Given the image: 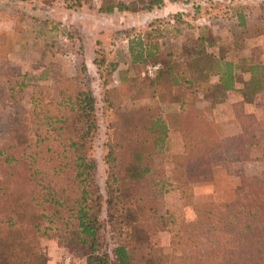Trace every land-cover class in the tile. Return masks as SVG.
Listing matches in <instances>:
<instances>
[{"label":"rangeland","instance_id":"374dc122","mask_svg":"<svg viewBox=\"0 0 264 264\" xmlns=\"http://www.w3.org/2000/svg\"><path fill=\"white\" fill-rule=\"evenodd\" d=\"M146 1L103 0L98 5L93 0H0V151L69 146L56 122L67 112L58 105L59 90L70 79L78 88L90 89L96 98V128L86 146L98 167L102 235L112 263L116 245L120 241L135 245L134 239L151 241L157 252L169 257L166 264L185 250L189 253L193 246L188 234L196 232L186 226L196 223L197 205L236 204L227 227L239 229L243 214L239 206L253 194L255 184L264 181V160L252 162L262 158L264 151L253 149L252 160L239 162L242 155L232 147L213 154L215 167L226 166L216 183H189L174 175L175 158L184 153L179 137L168 136L155 144L158 134L142 129L136 142L130 134L136 124L134 119L129 121L134 110L142 120L147 114L167 112L162 100L170 90L159 91L155 79L165 63L183 62L171 56H181L183 44L194 37L199 40L201 31L206 37L212 32L219 38L208 51L211 55L220 54L223 48L226 58L236 63L243 57L264 60V0H166L182 11L176 7L169 16L144 25L145 16L164 7L149 11ZM121 5L127 10L119 11ZM110 7L113 13H107ZM234 17H242L246 28H240ZM186 24L193 27V38L177 31ZM147 34V41L159 46L155 64L161 70L155 77L144 75L154 63L134 62L140 50H130L139 38L146 40ZM237 79L244 81V75ZM134 99L139 100L136 106ZM38 134L43 136L41 143ZM111 147L115 152L108 159ZM135 155H143L140 166L148 169L139 182L129 175ZM113 172L122 179L114 190L109 184ZM202 186H210V191L199 192ZM112 193L120 199L110 206ZM157 217L164 221L155 222ZM136 224L151 228V236L133 233ZM39 247L37 264H86L85 249L70 239L43 238Z\"/></svg>","mask_w":264,"mask_h":264},{"label":"trees","instance_id":"16d2710c","mask_svg":"<svg viewBox=\"0 0 264 264\" xmlns=\"http://www.w3.org/2000/svg\"><path fill=\"white\" fill-rule=\"evenodd\" d=\"M93 1L98 5L103 2ZM146 2L149 11L166 4V0ZM117 7L119 11L127 10L122 5ZM113 10L110 7L107 13ZM234 18L240 28H246L242 17ZM177 19L181 20L179 16ZM185 28L183 32L177 31L193 38V27L186 24ZM208 32L211 31L208 29ZM203 34L201 31L199 40L194 37L183 44L181 56H171L183 62L165 63L154 82L159 91L170 90L163 104L171 100L183 102L181 112L169 117L157 111L156 115H145L143 120L141 116L138 118L137 110L129 114V121L134 119L136 124L130 131L136 142L142 129L147 134H158L155 144L165 142L171 126L179 132L184 153L175 158L173 170L174 175L185 177L189 183L214 181L216 167L212 157L217 151L234 147L242 155L237 158L240 162L252 160L249 156L260 146L255 123L240 104L234 110L242 132L236 136L223 138L209 115L216 105L226 100L228 92L236 89L239 72L250 75L242 89L243 96L249 100L255 96L264 98V60L243 57L236 63L226 58L223 48L220 54L211 55L208 51L218 44L219 38L212 32L208 37ZM149 35L146 40L139 38L135 44L132 41L130 50L133 53L136 48L140 50L134 62L139 59L142 63H157L159 46L147 41ZM215 78L218 82L213 84ZM70 80L59 90L58 105L67 112L56 118L61 125L59 131L70 145L27 146L17 153L12 147L10 151H0V264H37L40 240L54 237L81 244L86 252V264H166L169 257L157 252L151 241L137 239L131 241L135 245L120 241L113 249L112 263L102 235L103 197L96 183L98 167L89 153L90 146H86L87 138L96 128V98L90 89L78 88L75 80ZM200 95L209 103L206 109L196 107ZM137 99H134L135 106L139 103ZM41 137L38 134L40 143ZM114 152L111 147L108 159ZM142 158L143 155H135L129 170V175L138 182L148 172L140 166ZM259 160H264V154ZM49 162L53 165L47 166ZM110 178L112 184H109L114 190V184L122 179L114 172ZM119 199L112 193L108 203L113 206ZM236 207V204L195 206L197 221L186 226L188 231L196 232V235L188 234L193 247L189 253L185 250L181 256L171 258L170 264H264V181L256 183L253 194L239 206L243 209L240 227L232 231L227 227V220ZM157 218V223L164 221L162 217ZM133 233L145 238L151 236V228L136 224Z\"/></svg>","mask_w":264,"mask_h":264},{"label":"crops","instance_id":"0c3cea01","mask_svg":"<svg viewBox=\"0 0 264 264\" xmlns=\"http://www.w3.org/2000/svg\"><path fill=\"white\" fill-rule=\"evenodd\" d=\"M176 7H180L178 5L173 6L171 3H166L163 7V10H156L152 14H149L144 17V25L148 24L149 22L155 21L157 19H160L161 17L169 16L170 11H173L176 9ZM181 11L182 8L180 7ZM187 19V18H184ZM189 20V19H188ZM187 20V21H188ZM132 22H130V26ZM183 32V30H181ZM244 75V81L241 82V80H238V75ZM250 79V75L247 73H238L236 76V83H235V90L230 91L227 93L226 100L219 105H216L215 109H213L212 114L209 115V119L213 121L216 124L217 130L219 134L223 138H229L236 136L242 132L240 124L237 120V116L235 114V106L240 104L241 107L244 110V113L250 117L256 126V133L261 139V145L259 147H256L257 150L264 151V98H260L258 96H255L253 99L249 100L246 99L242 92V89L245 87V83ZM218 82L217 78L212 80L213 84H216ZM200 100L196 103V107L200 109H206L207 105L209 106V103L204 99V96L200 95ZM166 108L167 112L166 115L169 117H173L174 115L181 112L183 108V102L180 100L174 101H167L166 104H163ZM222 110V111H221ZM169 136L172 138V136L176 135L178 136V142L184 146V141L180 137L179 132L176 131L174 127L171 126L170 128ZM258 150V151H259ZM262 161L259 160V158L254 159L252 162H258ZM256 165V163H253ZM226 171V166L216 165V178L214 179V182L216 183L218 179H220L221 174H223ZM210 186H202L199 192H206L210 191Z\"/></svg>","mask_w":264,"mask_h":264},{"label":"built area","instance_id":"2783aa9c","mask_svg":"<svg viewBox=\"0 0 264 264\" xmlns=\"http://www.w3.org/2000/svg\"><path fill=\"white\" fill-rule=\"evenodd\" d=\"M160 70L161 66L159 64L148 65L144 75L147 77H155L160 72Z\"/></svg>","mask_w":264,"mask_h":264}]
</instances>
